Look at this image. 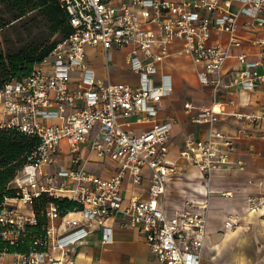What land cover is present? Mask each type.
Returning <instances> with one entry per match:
<instances>
[{"label":"built area","instance_id":"built-area-1","mask_svg":"<svg viewBox=\"0 0 264 264\" xmlns=\"http://www.w3.org/2000/svg\"><path fill=\"white\" fill-rule=\"evenodd\" d=\"M72 32L56 43L30 73L0 87V126L35 135L38 143L10 180L15 196L0 205V238L14 246L30 236L36 223L33 199L45 195L75 204L65 212L54 202L44 208L47 222L23 251L0 250V264H77L75 246L100 230L103 242L113 239L112 219L135 228L161 264H203L207 202L183 196L182 206L166 205L168 184L182 164L195 165L206 178L212 169L242 170L234 159L237 143L226 132L209 128L205 136L183 135L172 157L175 118L159 117L164 98L173 94L170 58L187 56L198 69L202 86L256 90L264 83V0H60ZM214 33L219 37H214ZM251 37H246L245 34ZM226 34L225 42H221ZM247 41L259 45L257 58L241 51L238 68L221 74L230 47ZM104 52L126 50L125 70L136 82H116L97 75L86 46ZM233 70V69H231ZM230 70V71H231ZM229 71V72H230ZM193 123H214L222 103L208 107L183 102ZM256 113H234L238 119L264 120V104ZM61 143L64 146L61 147ZM65 165L51 167L58 155ZM95 154L115 162L113 174L100 176L84 167ZM259 192L247 194L244 211L264 216V180ZM198 192L207 193L199 190ZM230 194V191L224 195ZM22 201L30 212L23 211ZM233 211L224 229L239 224Z\"/></svg>","mask_w":264,"mask_h":264},{"label":"crops","instance_id":"crops-1","mask_svg":"<svg viewBox=\"0 0 264 264\" xmlns=\"http://www.w3.org/2000/svg\"><path fill=\"white\" fill-rule=\"evenodd\" d=\"M214 37H219V34L214 33ZM246 37L248 34H245ZM254 36H264V30L254 33ZM217 37V38H218ZM226 34H222L221 42H225ZM259 45H251L245 41L242 47H230L228 56L221 69V74H232L234 69L238 68L236 54L241 51L250 53V58H257L255 52L258 51ZM102 50V49H99ZM102 50V55H103ZM122 52V62L118 63L109 58V52ZM107 53L104 52L103 62L100 65L92 64L95 67L97 75L101 78L108 77L112 80L111 66L120 65L123 71L125 70L124 56L126 50L124 49H110ZM185 57L193 65V80H195V93L191 98L176 99L172 96L175 93L177 80L175 79L176 70L182 67L179 59ZM172 63L173 79L176 82L175 89L170 97L164 98L159 109V117L176 119L172 125L171 132V148L170 153L172 157H176L179 148V140L183 135L191 136H205L209 128L218 129L229 134L237 143V151L234 154V159H243L244 168L242 170H223L212 169L209 177L206 178L202 172L194 165L182 164L181 172L178 176L173 177L169 182L166 193V205L170 209H178L182 203H174L175 200L183 199L185 194L190 198L196 200L205 199L207 202L206 215V234L204 237V245L202 248L203 264L209 261H215L214 264H253L257 257L260 263L264 262V257L257 250L264 246V216L260 213H246L244 211L245 197L247 194H257L259 192L258 182L264 180V120L257 122L246 119H238L234 113H258L261 106L264 104V83L260 84L256 90L236 89L229 91L224 88L220 89L217 95H212L210 87L202 86L197 77L196 70L198 66L195 65L187 56L174 54L170 58ZM263 63L259 66L264 71ZM233 69V70H231ZM231 70V71H230ZM230 71V72H229ZM127 82V81H116ZM198 93V95H197ZM218 100L222 103L223 113L218 117L219 119L210 124L208 123H193L189 116L184 112L183 102L186 100L193 101L200 106L208 107L213 100ZM177 103L173 107L174 103ZM169 111L164 112L165 109ZM64 143H61V147ZM88 155V154H85ZM88 159H84V167L103 177L113 174L116 163L107 161L95 154H89ZM65 154L58 155L56 162L51 167L65 165ZM102 162L110 164V169L104 168V171L99 172V165ZM190 189V191L186 190ZM199 190L207 192L201 193ZM227 191L230 194L224 195ZM25 212H30L29 206L22 201H11ZM239 212L242 218L235 227V231L239 232V228L246 226L251 227L250 237L246 235L240 236L237 243V250H233L230 240H225L228 230L224 229L223 221L229 212ZM108 224L113 227V239L110 242H103L100 238V230L94 229L91 235L78 243L75 246V260L77 264H161L156 259L152 258L149 253V246L144 241L142 235L138 233L135 228H129L119 225L112 219L108 220ZM251 254V255H249Z\"/></svg>","mask_w":264,"mask_h":264},{"label":"trees","instance_id":"trees-1","mask_svg":"<svg viewBox=\"0 0 264 264\" xmlns=\"http://www.w3.org/2000/svg\"><path fill=\"white\" fill-rule=\"evenodd\" d=\"M16 24L31 38L10 49L5 46V39L0 37V87L14 78L28 75L32 66L42 61L56 43L73 30L60 0H0V34L7 27ZM34 30L36 34L33 33ZM52 37L55 38L52 40ZM37 143L35 135L30 136L16 128L0 126V205L4 197L15 196L10 180ZM51 201L58 206L60 212H65L75 204L67 198L45 195L33 199L32 209L36 215V223L30 227V236L14 246L7 245L0 238V250L8 247L9 250L23 251L34 236L41 235V227L47 222L43 210Z\"/></svg>","mask_w":264,"mask_h":264},{"label":"rangeland","instance_id":"rangeland-1","mask_svg":"<svg viewBox=\"0 0 264 264\" xmlns=\"http://www.w3.org/2000/svg\"><path fill=\"white\" fill-rule=\"evenodd\" d=\"M0 37L5 39V46H7L10 49H13L17 46H20L24 43H26L31 36L26 35L25 32H23L21 29H19V25H12L6 28L4 32H1ZM34 34H36V30L33 31ZM55 37H52L53 40ZM99 45L96 46H86V52H87V59L92 62V64L100 65L101 62H103L104 57V51L102 55V50ZM115 60L118 63L122 62V52L118 51L116 53L109 52V58ZM180 64L182 67H178L175 73V79L177 80V86L175 89L174 95H172L175 100L176 99H186L191 98L193 94H196L195 91V80H193V65L189 62V60L185 57H182L179 59ZM111 66V72L113 75H111L112 80L115 81H130V82H136V77L134 74L125 72L121 69L120 65H110ZM198 95V93H197ZM178 102L173 104V107L177 105ZM169 111L168 108L164 110V112ZM104 168L110 169V164L107 162H102V164L99 165V172L101 173L104 171ZM186 189V188H185ZM188 190V188L186 189ZM190 191V189L188 190ZM179 202H183V199H179L178 201L175 200L174 203L179 204ZM250 231L251 227L246 226L244 228H239V232L235 231V228L229 229L228 234L225 237V240H230V244L233 247V250H237V243L240 240V236L246 235L248 238L250 237ZM258 253H261V256L264 257V246L261 247V249L257 250ZM251 255V254H249ZM215 261H209L207 264H214ZM253 264H264L260 263V260L257 257V260Z\"/></svg>","mask_w":264,"mask_h":264}]
</instances>
